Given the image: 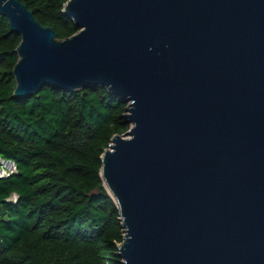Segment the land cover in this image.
<instances>
[{
    "label": "water",
    "instance_id": "obj_1",
    "mask_svg": "<svg viewBox=\"0 0 264 264\" xmlns=\"http://www.w3.org/2000/svg\"><path fill=\"white\" fill-rule=\"evenodd\" d=\"M0 13L21 35L15 97L128 102L101 168L122 264H264V0H68L64 39L21 0Z\"/></svg>",
    "mask_w": 264,
    "mask_h": 264
},
{
    "label": "trees",
    "instance_id": "obj_2",
    "mask_svg": "<svg viewBox=\"0 0 264 264\" xmlns=\"http://www.w3.org/2000/svg\"><path fill=\"white\" fill-rule=\"evenodd\" d=\"M58 38L79 31L68 0H21ZM21 35L0 13V264H122L120 209L101 174L102 155L131 127L128 102L105 87L50 85L14 96Z\"/></svg>",
    "mask_w": 264,
    "mask_h": 264
},
{
    "label": "built area",
    "instance_id": "obj_3",
    "mask_svg": "<svg viewBox=\"0 0 264 264\" xmlns=\"http://www.w3.org/2000/svg\"><path fill=\"white\" fill-rule=\"evenodd\" d=\"M1 159H3V158H1ZM4 160H5V159H4ZM5 161H7V160H5ZM7 163H9V165L12 166V169H13V170L10 171V172H6L7 169H5V168L1 169V170L4 172V173H0V177H2V178L8 177V176L11 175L12 173L17 172V166H16V164H15L14 161H12V162H8V161H7Z\"/></svg>",
    "mask_w": 264,
    "mask_h": 264
},
{
    "label": "rangeland",
    "instance_id": "obj_4",
    "mask_svg": "<svg viewBox=\"0 0 264 264\" xmlns=\"http://www.w3.org/2000/svg\"><path fill=\"white\" fill-rule=\"evenodd\" d=\"M3 168L7 169L6 172H10V171L13 170V169H12V166L9 165V163H7V161H5L4 159H1V158H0V173H4V172L1 170V169H3Z\"/></svg>",
    "mask_w": 264,
    "mask_h": 264
}]
</instances>
